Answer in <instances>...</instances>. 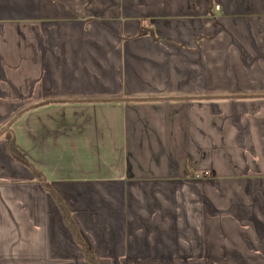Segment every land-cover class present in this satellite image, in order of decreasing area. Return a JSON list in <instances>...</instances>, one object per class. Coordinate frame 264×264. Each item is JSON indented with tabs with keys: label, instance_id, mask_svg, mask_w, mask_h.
<instances>
[{
	"label": "crops",
	"instance_id": "crops-1",
	"mask_svg": "<svg viewBox=\"0 0 264 264\" xmlns=\"http://www.w3.org/2000/svg\"><path fill=\"white\" fill-rule=\"evenodd\" d=\"M10 120L0 264H264V0H0Z\"/></svg>",
	"mask_w": 264,
	"mask_h": 264
},
{
	"label": "trees",
	"instance_id": "trees-1",
	"mask_svg": "<svg viewBox=\"0 0 264 264\" xmlns=\"http://www.w3.org/2000/svg\"><path fill=\"white\" fill-rule=\"evenodd\" d=\"M13 119V118H12ZM11 119V120H12ZM11 120L7 123L8 124V127L6 128V130L4 131V136H6V139H7V142H8V147H9V149H10V152H11V154L15 157V158H17L18 160H20V161H22L24 164H26V165H28V162H27V160L22 156V154H20L18 151H17V149L15 148V146H14V137H13V135H12V133L10 132V122H11ZM34 172L36 173V175L39 177L40 176V174H39V172H37L36 170H34ZM43 179V178H42ZM41 182H42V184L44 185V186H47V184H48V182L47 181H45V180H41ZM90 260H92V259H90ZM93 261V260H92Z\"/></svg>",
	"mask_w": 264,
	"mask_h": 264
},
{
	"label": "water",
	"instance_id": "water-1",
	"mask_svg": "<svg viewBox=\"0 0 264 264\" xmlns=\"http://www.w3.org/2000/svg\"><path fill=\"white\" fill-rule=\"evenodd\" d=\"M6 128H7V126H6V127H4V128L1 130V132H0V133H3V132L6 130Z\"/></svg>",
	"mask_w": 264,
	"mask_h": 264
}]
</instances>
